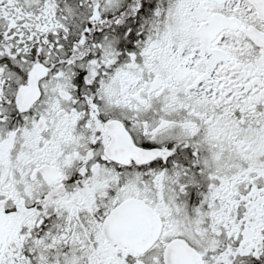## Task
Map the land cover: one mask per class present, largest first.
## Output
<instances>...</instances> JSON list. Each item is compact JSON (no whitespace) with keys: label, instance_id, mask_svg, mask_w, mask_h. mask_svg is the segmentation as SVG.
I'll use <instances>...</instances> for the list:
<instances>
[{"label":"snow or ice","instance_id":"1","mask_svg":"<svg viewBox=\"0 0 264 264\" xmlns=\"http://www.w3.org/2000/svg\"><path fill=\"white\" fill-rule=\"evenodd\" d=\"M0 264H264V0H0Z\"/></svg>","mask_w":264,"mask_h":264}]
</instances>
